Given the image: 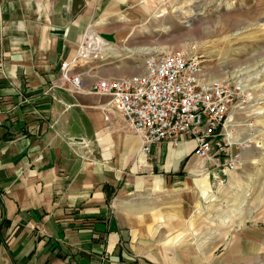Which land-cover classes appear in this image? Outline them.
<instances>
[{
    "label": "crops",
    "instance_id": "crops-1",
    "mask_svg": "<svg viewBox=\"0 0 264 264\" xmlns=\"http://www.w3.org/2000/svg\"><path fill=\"white\" fill-rule=\"evenodd\" d=\"M144 1L0 0V264H208L160 237L176 224L169 199L210 194L190 142L154 144L147 160L107 96L88 91L121 76L104 62L76 67L80 92L51 86L89 24L123 40Z\"/></svg>",
    "mask_w": 264,
    "mask_h": 264
},
{
    "label": "rangeland",
    "instance_id": "rangeland-1",
    "mask_svg": "<svg viewBox=\"0 0 264 264\" xmlns=\"http://www.w3.org/2000/svg\"><path fill=\"white\" fill-rule=\"evenodd\" d=\"M175 1L137 3L134 33L123 40H110L99 24H89L86 34L103 40L96 44L104 57L87 64L104 62L105 68L127 75L141 71L151 53L193 43L207 72L242 80L249 99L236 108L229 130L233 140L246 145L244 165L222 182L208 178L206 199L195 188L179 194L178 201L169 199L176 204V224L169 223L160 237L208 258V264H264V0ZM197 5L204 6L202 14H194ZM132 47L151 50L128 51Z\"/></svg>",
    "mask_w": 264,
    "mask_h": 264
},
{
    "label": "built area",
    "instance_id": "built-area-1",
    "mask_svg": "<svg viewBox=\"0 0 264 264\" xmlns=\"http://www.w3.org/2000/svg\"><path fill=\"white\" fill-rule=\"evenodd\" d=\"M102 41L85 29L73 56L61 60L59 82L52 83V88L82 91V73L76 67L102 59L104 54L96 44ZM203 61L193 43L151 53L144 58L141 71L97 78L88 91L107 96V109L121 114L140 136L139 150L147 160L154 144L176 146L188 141L191 155L208 162L209 167L202 168L208 178L222 182L245 163L246 145L232 139L229 125L236 108L245 106L249 96L242 80L213 76Z\"/></svg>",
    "mask_w": 264,
    "mask_h": 264
},
{
    "label": "trees",
    "instance_id": "trees-1",
    "mask_svg": "<svg viewBox=\"0 0 264 264\" xmlns=\"http://www.w3.org/2000/svg\"><path fill=\"white\" fill-rule=\"evenodd\" d=\"M177 173H178V174H184V173L182 172V170H179ZM103 189H104V191H105V193H106V200H107V202H108V201L110 200V198H111V194L113 193L114 188H113L111 185H109V184H105V185L103 186Z\"/></svg>",
    "mask_w": 264,
    "mask_h": 264
},
{
    "label": "bare ground",
    "instance_id": "bare-ground-1",
    "mask_svg": "<svg viewBox=\"0 0 264 264\" xmlns=\"http://www.w3.org/2000/svg\"><path fill=\"white\" fill-rule=\"evenodd\" d=\"M196 10H195V12H194V14L196 15H198V14H202L203 13V11H204V6H202V5H197L196 6V8H195ZM165 29H167V27H165ZM144 52L145 54H147L146 52H147V50H139V52ZM140 54V53H139ZM206 174H207V172H205ZM233 174H234V172L233 173H231V175H230V178H232V176H233Z\"/></svg>",
    "mask_w": 264,
    "mask_h": 264
}]
</instances>
